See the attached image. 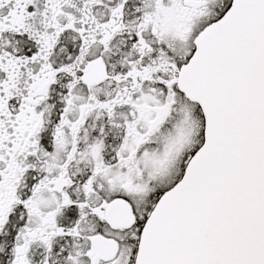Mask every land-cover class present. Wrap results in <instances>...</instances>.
<instances>
[{
  "label": "snow or ice",
  "instance_id": "6c2138e0",
  "mask_svg": "<svg viewBox=\"0 0 264 264\" xmlns=\"http://www.w3.org/2000/svg\"><path fill=\"white\" fill-rule=\"evenodd\" d=\"M0 264H264V0H0Z\"/></svg>",
  "mask_w": 264,
  "mask_h": 264
}]
</instances>
